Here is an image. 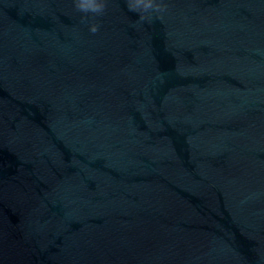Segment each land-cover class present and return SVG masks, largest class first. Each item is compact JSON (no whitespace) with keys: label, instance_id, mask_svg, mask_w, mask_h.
<instances>
[{"label":"water","instance_id":"water-1","mask_svg":"<svg viewBox=\"0 0 264 264\" xmlns=\"http://www.w3.org/2000/svg\"><path fill=\"white\" fill-rule=\"evenodd\" d=\"M130 2L0 0V264H264V0Z\"/></svg>","mask_w":264,"mask_h":264},{"label":"clouds","instance_id":"clouds-1","mask_svg":"<svg viewBox=\"0 0 264 264\" xmlns=\"http://www.w3.org/2000/svg\"><path fill=\"white\" fill-rule=\"evenodd\" d=\"M78 7L85 12H102L104 8L103 0H78ZM130 7L133 11L143 14H150L152 11H161L158 0H131ZM146 18V15L144 16ZM91 31H98V26L93 25Z\"/></svg>","mask_w":264,"mask_h":264}]
</instances>
